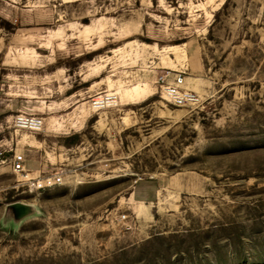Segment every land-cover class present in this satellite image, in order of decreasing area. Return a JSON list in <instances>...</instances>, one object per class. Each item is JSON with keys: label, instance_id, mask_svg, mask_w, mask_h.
Here are the masks:
<instances>
[{"label": "rangeland", "instance_id": "374dc122", "mask_svg": "<svg viewBox=\"0 0 264 264\" xmlns=\"http://www.w3.org/2000/svg\"><path fill=\"white\" fill-rule=\"evenodd\" d=\"M0 264H264V0H0Z\"/></svg>", "mask_w": 264, "mask_h": 264}, {"label": "built area", "instance_id": "2783aa9c", "mask_svg": "<svg viewBox=\"0 0 264 264\" xmlns=\"http://www.w3.org/2000/svg\"><path fill=\"white\" fill-rule=\"evenodd\" d=\"M172 74L174 76L172 80H170ZM157 84L159 85L161 97L174 106L183 107L187 105H194L198 102L197 95L185 88L182 73L168 71L164 75L158 77ZM109 98L110 97H106V100ZM101 101L103 102V99ZM94 104L98 105L100 104V101H94ZM15 123L16 126L31 131H39L42 127V121L36 117L19 116L16 118ZM25 161L26 159L24 155L15 154L13 158V170L16 173H19L26 180V182H31V179L29 178L30 174L25 167ZM62 182V174L57 173L50 177L43 178L40 181H33L32 185L40 189L44 187L60 185Z\"/></svg>", "mask_w": 264, "mask_h": 264}, {"label": "water", "instance_id": "95a60500", "mask_svg": "<svg viewBox=\"0 0 264 264\" xmlns=\"http://www.w3.org/2000/svg\"><path fill=\"white\" fill-rule=\"evenodd\" d=\"M34 212L33 205L25 203H13L6 207L5 219L12 224H20L30 218Z\"/></svg>", "mask_w": 264, "mask_h": 264}]
</instances>
